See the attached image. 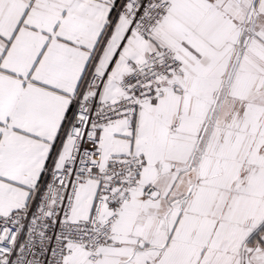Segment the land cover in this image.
Masks as SVG:
<instances>
[{
  "label": "snow or ice",
  "instance_id": "snow-or-ice-1",
  "mask_svg": "<svg viewBox=\"0 0 264 264\" xmlns=\"http://www.w3.org/2000/svg\"><path fill=\"white\" fill-rule=\"evenodd\" d=\"M0 264H264V0H0Z\"/></svg>",
  "mask_w": 264,
  "mask_h": 264
}]
</instances>
